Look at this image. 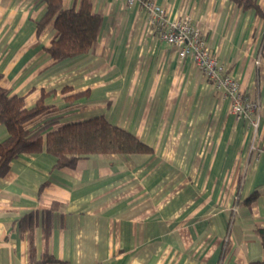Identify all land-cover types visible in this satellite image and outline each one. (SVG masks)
<instances>
[{
  "label": "crops",
  "instance_id": "obj_1",
  "mask_svg": "<svg viewBox=\"0 0 264 264\" xmlns=\"http://www.w3.org/2000/svg\"><path fill=\"white\" fill-rule=\"evenodd\" d=\"M167 19L189 18L251 99L258 127L191 60L159 39L141 5L91 0L102 18L93 50L56 64L57 32H38L42 0H0L1 86L46 118L96 116L132 133L151 154L81 158L55 169L46 152L26 153L0 180V264H30L21 221L51 214L48 264H252L264 262V17L233 0H152ZM82 0H64L80 8ZM264 12V0H258ZM69 97V98H67ZM0 122V142L8 137ZM34 233L38 260L43 222Z\"/></svg>",
  "mask_w": 264,
  "mask_h": 264
},
{
  "label": "trees",
  "instance_id": "obj_2",
  "mask_svg": "<svg viewBox=\"0 0 264 264\" xmlns=\"http://www.w3.org/2000/svg\"><path fill=\"white\" fill-rule=\"evenodd\" d=\"M47 5L43 18L38 22L39 34L52 24L57 34L47 49L52 60L62 63L90 53L95 47L102 25V18L93 11L91 0H82L80 8H66L64 0H42ZM244 11L253 10L264 17L258 0H233ZM261 56H264V41ZM0 73V122L8 130V137L0 142V180L9 172L11 163L26 153L46 152L56 158L55 169L75 168L81 158L90 155L151 154L153 149L132 133L109 123L105 117L60 123L46 118L50 107L44 103L47 94L33 108H27L23 97L11 95L1 86ZM69 98V97H67ZM254 100V99H253ZM257 101V100H255ZM59 208L53 202L49 210L34 213L21 221L22 232L31 241L30 264L56 262L48 254L47 244L51 234V214ZM43 224L44 250L40 260L36 257L34 233ZM264 264V262L252 263Z\"/></svg>",
  "mask_w": 264,
  "mask_h": 264
},
{
  "label": "built area",
  "instance_id": "obj_3",
  "mask_svg": "<svg viewBox=\"0 0 264 264\" xmlns=\"http://www.w3.org/2000/svg\"><path fill=\"white\" fill-rule=\"evenodd\" d=\"M119 1L124 2L128 9L138 5L144 7L147 22L156 30L159 39L175 47L181 59L191 60L207 81L224 92L232 103V113L237 120L246 121L251 128L258 127L259 102L245 93L229 68L212 53L202 30L193 25L189 18L169 21L165 8L152 0Z\"/></svg>",
  "mask_w": 264,
  "mask_h": 264
},
{
  "label": "rangeland",
  "instance_id": "obj_4",
  "mask_svg": "<svg viewBox=\"0 0 264 264\" xmlns=\"http://www.w3.org/2000/svg\"><path fill=\"white\" fill-rule=\"evenodd\" d=\"M209 46V45H208Z\"/></svg>",
  "mask_w": 264,
  "mask_h": 264
}]
</instances>
